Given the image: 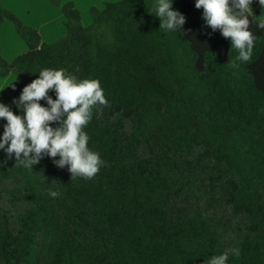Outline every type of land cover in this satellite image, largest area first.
<instances>
[{
  "label": "trees",
  "instance_id": "16d2710c",
  "mask_svg": "<svg viewBox=\"0 0 264 264\" xmlns=\"http://www.w3.org/2000/svg\"><path fill=\"white\" fill-rule=\"evenodd\" d=\"M157 3L93 7L88 27L68 3L67 35L45 44L0 0V29L11 22L29 49L10 63L0 47V80L18 77L0 103L23 115L13 101L45 68L98 80L108 101L84 128L103 161L92 179L47 156L25 168L0 149V264H208L224 253L264 264V7L251 4L256 39L242 62L195 0H172L186 18L176 30L159 28Z\"/></svg>",
  "mask_w": 264,
  "mask_h": 264
},
{
  "label": "clouds",
  "instance_id": "9594fccd",
  "mask_svg": "<svg viewBox=\"0 0 264 264\" xmlns=\"http://www.w3.org/2000/svg\"><path fill=\"white\" fill-rule=\"evenodd\" d=\"M253 0H195V8L203 9L202 18L213 32L219 30L231 47L238 51L237 61L248 62L252 58L256 37L249 30L253 15ZM264 7V0H258ZM156 17L165 30L181 29L186 18L172 10V0H158ZM264 29V21L257 23ZM233 61L230 67H238ZM54 90L56 98L48 95ZM45 100L47 107L40 101ZM22 110L16 115L8 106L0 103V119H5L0 149L9 158L14 154L18 165L32 169L45 156L53 159L58 168L68 167L71 179L94 178L103 161L98 153L88 148V135L84 128L92 118L96 106H107L108 101L98 80H78L66 74L64 69H43L39 77L26 85L18 100L13 101ZM22 106V107H21ZM53 124L59 125L53 127ZM59 157V159H55ZM53 198L59 195L51 191ZM239 255V250H233ZM228 253L213 256L208 264H226Z\"/></svg>",
  "mask_w": 264,
  "mask_h": 264
},
{
  "label": "crops",
  "instance_id": "0c3cea01",
  "mask_svg": "<svg viewBox=\"0 0 264 264\" xmlns=\"http://www.w3.org/2000/svg\"><path fill=\"white\" fill-rule=\"evenodd\" d=\"M120 0H61V6H53L50 0H1L4 8L19 17L25 24L36 29L42 42L52 44L67 35L66 18L62 6L74 3L82 15L83 24L92 25L91 9L106 8L107 3H116ZM0 47L2 56L13 62L18 56L29 51L27 44L18 35L15 26L5 21L0 29ZM18 81L15 74H10L0 80V98L3 93Z\"/></svg>",
  "mask_w": 264,
  "mask_h": 264
},
{
  "label": "rangeland",
  "instance_id": "374dc122",
  "mask_svg": "<svg viewBox=\"0 0 264 264\" xmlns=\"http://www.w3.org/2000/svg\"><path fill=\"white\" fill-rule=\"evenodd\" d=\"M120 1H122V0H120ZM51 3V2H50ZM53 6H55V5H53ZM57 7H59V6H57ZM82 16V15H81ZM21 38V37H20ZM22 39V38H21Z\"/></svg>",
  "mask_w": 264,
  "mask_h": 264
},
{
  "label": "built area",
  "instance_id": "2783aa9c",
  "mask_svg": "<svg viewBox=\"0 0 264 264\" xmlns=\"http://www.w3.org/2000/svg\"><path fill=\"white\" fill-rule=\"evenodd\" d=\"M262 20L264 21V17L262 18Z\"/></svg>",
  "mask_w": 264,
  "mask_h": 264
}]
</instances>
